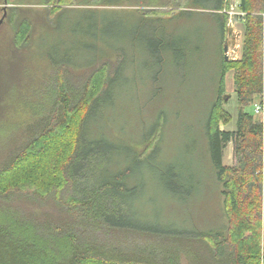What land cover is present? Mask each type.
Masks as SVG:
<instances>
[{
    "label": "trees",
    "instance_id": "1",
    "mask_svg": "<svg viewBox=\"0 0 264 264\" xmlns=\"http://www.w3.org/2000/svg\"><path fill=\"white\" fill-rule=\"evenodd\" d=\"M15 1L0 0V5ZM44 2L53 5L48 11L55 17L65 10L54 4L73 6L77 0ZM167 6L170 9L162 13L170 17L177 9L203 11L225 35L227 0H168ZM8 7L14 43L24 46L34 30L29 9ZM239 9L244 13L242 55L235 62L223 57L217 100L205 129L213 172L209 182L222 189L223 197L217 226L183 231L133 220L131 201L142 188L134 182L136 168H149L164 190L180 201L211 184L197 179L190 166L155 164L160 116L154 130L138 143H121L116 133L114 140L87 137L86 127L108 105L117 85L120 62L107 56L89 66L90 73L78 80L79 85L72 87L58 73L51 114L28 132L11 160L0 167V200H23L29 209L22 213L31 214L25 232L23 219L0 215V264H264V120L248 112L264 95V0H240ZM231 70L240 107L232 132L220 128L225 80ZM231 143L237 164L226 166L224 151ZM23 164H28L26 169Z\"/></svg>",
    "mask_w": 264,
    "mask_h": 264
},
{
    "label": "rangeland",
    "instance_id": "2",
    "mask_svg": "<svg viewBox=\"0 0 264 264\" xmlns=\"http://www.w3.org/2000/svg\"><path fill=\"white\" fill-rule=\"evenodd\" d=\"M44 1L16 0L14 5H0V167L11 160L28 132L51 114L61 74L72 87L79 85L78 80L90 73V65L114 56L120 62L117 85L108 105L86 127L87 137L114 140L116 133L121 143H138L154 130L160 116L155 164L190 166L197 179L211 184L206 192L180 201L164 190L149 168H136L134 182L142 188L131 201L133 220L183 231L217 226L223 197L222 189L209 182L213 172L205 129L217 100L223 44L228 49L227 62L239 61L242 55L244 13L239 9L240 0H227L226 41L217 21L203 11L183 13L177 9L171 17L164 15L162 12L170 9L168 0H109L97 5L96 1L77 0L73 6L54 4L65 10L55 17L48 11L53 5ZM6 6L8 10L11 6L29 9L34 30L24 46L14 43V24L4 13ZM234 74L231 70L226 76L220 119L221 130L231 132L236 130L240 110ZM262 100L264 95L248 112ZM223 163L237 164L233 143L225 149ZM22 166L26 169L28 164ZM19 209L21 213L16 211ZM27 209L23 200H0V215L9 214L19 222L23 219L24 232L29 230L31 216L22 213ZM32 225L37 227L33 221Z\"/></svg>",
    "mask_w": 264,
    "mask_h": 264
},
{
    "label": "built area",
    "instance_id": "3",
    "mask_svg": "<svg viewBox=\"0 0 264 264\" xmlns=\"http://www.w3.org/2000/svg\"><path fill=\"white\" fill-rule=\"evenodd\" d=\"M254 115L261 117L264 120V102L254 105Z\"/></svg>",
    "mask_w": 264,
    "mask_h": 264
},
{
    "label": "water",
    "instance_id": "4",
    "mask_svg": "<svg viewBox=\"0 0 264 264\" xmlns=\"http://www.w3.org/2000/svg\"><path fill=\"white\" fill-rule=\"evenodd\" d=\"M4 10H5V12H6V7L4 8ZM227 51H228V49H227V47L225 46V47H224V53H225V59H226V61L228 60Z\"/></svg>",
    "mask_w": 264,
    "mask_h": 264
},
{
    "label": "flooded vegetation",
    "instance_id": "5",
    "mask_svg": "<svg viewBox=\"0 0 264 264\" xmlns=\"http://www.w3.org/2000/svg\"><path fill=\"white\" fill-rule=\"evenodd\" d=\"M4 13H5V15H6V12H5V10H4ZM225 36H226V35H225ZM226 39H227V36L225 37V41H226ZM224 47H225V44H224ZM224 47H223V48H224Z\"/></svg>",
    "mask_w": 264,
    "mask_h": 264
},
{
    "label": "crops",
    "instance_id": "6",
    "mask_svg": "<svg viewBox=\"0 0 264 264\" xmlns=\"http://www.w3.org/2000/svg\"><path fill=\"white\" fill-rule=\"evenodd\" d=\"M224 56H225V53H224Z\"/></svg>",
    "mask_w": 264,
    "mask_h": 264
}]
</instances>
